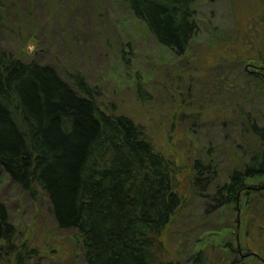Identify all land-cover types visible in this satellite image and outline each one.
<instances>
[{
    "label": "rangeland",
    "instance_id": "obj_1",
    "mask_svg": "<svg viewBox=\"0 0 264 264\" xmlns=\"http://www.w3.org/2000/svg\"><path fill=\"white\" fill-rule=\"evenodd\" d=\"M194 8L197 32L176 54L122 0H0V48L60 72L79 71L106 111L143 129L170 164L184 202L162 236L168 260L190 264L202 251L204 264H229L227 245L235 246L236 234L264 259V218L255 212L264 209V176L245 182L260 193L242 194L239 227L236 203L213 199L247 161L238 146L246 129L238 110L264 125V87L248 72L258 70L251 62L258 52L264 55V0H196ZM0 201L16 245L31 248L34 262L86 264L76 230L58 227L47 195L37 187L31 196L1 166Z\"/></svg>",
    "mask_w": 264,
    "mask_h": 264
},
{
    "label": "trees",
    "instance_id": "obj_2",
    "mask_svg": "<svg viewBox=\"0 0 264 264\" xmlns=\"http://www.w3.org/2000/svg\"><path fill=\"white\" fill-rule=\"evenodd\" d=\"M195 1L122 0L176 54L197 32ZM258 53L251 61L258 70L248 72L263 88L264 55ZM97 94L79 71L60 72L0 48L1 168L31 196L37 187L47 195L58 227L76 230L86 264H183L166 258L162 237L184 207L170 164L138 124L106 111ZM238 112L246 122L238 146L247 161L215 189L214 201L225 204L236 203L246 180L264 176V125ZM262 208L255 210L259 221ZM15 233L0 201V264L10 256L12 264H41L31 248L16 245ZM201 253L188 262L204 264Z\"/></svg>",
    "mask_w": 264,
    "mask_h": 264
},
{
    "label": "flooded vegetation",
    "instance_id": "obj_3",
    "mask_svg": "<svg viewBox=\"0 0 264 264\" xmlns=\"http://www.w3.org/2000/svg\"><path fill=\"white\" fill-rule=\"evenodd\" d=\"M248 186L249 185H246V184L244 185L242 192H240L238 195L236 205L239 202V198L241 197L242 193H246V191L248 190L254 191V192L255 191L258 192L260 190L257 187L254 188L253 186H249V187ZM241 240L242 239H240L239 234L238 236L236 234L235 246H233L231 243H228L227 245L228 250H229L228 253L231 256L230 261L228 262L229 264H242L243 262L244 264H247L245 259H248L250 257L258 258L259 260L264 262V259L262 258V256H260L255 250H252V248H249L246 245H242Z\"/></svg>",
    "mask_w": 264,
    "mask_h": 264
},
{
    "label": "water",
    "instance_id": "obj_4",
    "mask_svg": "<svg viewBox=\"0 0 264 264\" xmlns=\"http://www.w3.org/2000/svg\"><path fill=\"white\" fill-rule=\"evenodd\" d=\"M237 206V227H239V223H240V219H239V208H238V204L236 205ZM242 264H244V262L242 263Z\"/></svg>",
    "mask_w": 264,
    "mask_h": 264
}]
</instances>
